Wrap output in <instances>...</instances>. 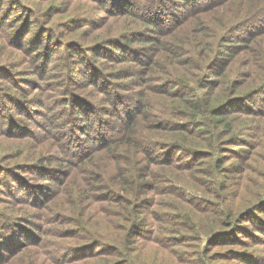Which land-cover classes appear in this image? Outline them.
<instances>
[{
    "label": "rangeland",
    "instance_id": "rangeland-1",
    "mask_svg": "<svg viewBox=\"0 0 264 264\" xmlns=\"http://www.w3.org/2000/svg\"><path fill=\"white\" fill-rule=\"evenodd\" d=\"M209 1L213 0L188 2L199 7ZM47 3L3 0L0 8V63L3 65L0 102L17 109L15 99L32 97L31 104L24 103L20 110L11 112L12 119L0 113V125L8 128L9 133L24 131L26 142L21 145L22 150L6 156L5 153L21 148L14 137L1 133L0 129V234L8 232V228L9 233L10 228L34 231L28 237V242H32L20 251V234L18 240H14L16 235H7L15 245L3 242L7 248L0 252V264H264V116L260 115L264 113V87L259 95L253 96L252 102L239 101L228 106L237 109L230 116L231 122L237 130L244 131L238 144L230 146L228 130L204 114L199 118L202 123L199 129L190 125L192 130L183 133L199 148L198 165L182 149L158 145L150 151L145 149L143 156L135 152L127 156L121 169L129 178L127 182L120 181L117 175L112 177L110 169L102 182L87 175L92 183L89 191L73 194L84 183L82 153L100 143L106 132L107 137L119 133L123 139L130 133L125 127L118 128L119 116L125 117L126 111L134 114L137 105L142 108L149 103L153 111L149 107L144 109L146 116H142V122L147 127L144 136L166 142L176 139L178 134L158 130L159 120L182 124L184 118L178 116V109L171 107L166 94L149 90L151 96H156L143 101L134 94L137 86L133 73L137 64L109 61L113 55H133L136 52L133 49L145 46L147 39L139 37L151 32L144 29L146 24L120 12L96 10L89 15L96 18L82 29L68 30L56 15L57 6L51 11ZM263 3L264 0H236L227 8L221 6L207 23L209 29L218 28L219 20L235 11L246 10V18L259 11L262 6L254 8ZM178 5L181 3L166 2L163 15L169 9H178L181 12L176 18L182 16V21L185 5L176 8ZM28 13L34 16L31 22L35 25L27 34L29 22H23V18L30 17ZM259 17L257 21L241 19L235 24V32L228 34L230 38L225 43H239L242 48L235 57L236 71L244 69L245 51L249 53L253 45L248 39L264 24L260 22L264 8ZM168 18L169 15L160 18L155 25ZM4 23L15 26L5 28ZM168 26L170 30L176 28L171 22L162 23L160 28ZM174 29L172 32L177 30ZM187 30L183 25V31ZM15 32L18 42L26 36L21 44L31 46L29 51L18 49L16 52L15 46H7ZM123 33L128 46L121 42ZM73 38L82 47L72 44ZM134 39L143 41L133 42ZM101 43L105 45L87 50ZM37 44L39 47L35 48ZM95 52L103 55L98 57ZM149 56H154L152 51ZM254 59L257 62L258 56ZM36 60L45 63L36 66ZM154 62L156 72L164 76L162 80L170 77L180 82L189 78L191 71L181 70L179 64H164L157 56ZM92 65H98L99 71ZM119 67L123 69L116 73ZM4 75L19 78L21 85L27 87L26 93L16 90L14 83L4 80ZM86 78L92 83L88 85ZM145 81L153 83L156 89L169 90L160 81ZM191 86L193 94L208 91L198 89L193 82ZM9 92L13 96L7 99L5 95ZM40 101L43 102L38 105ZM188 101L191 100L188 98ZM246 107L258 113L247 115L239 110ZM33 111H37L35 116H31ZM235 113L240 116L238 119L233 118ZM143 157L154 160H149L151 164L146 166L149 169L145 174ZM86 159L96 166L105 164L99 156ZM163 159L165 162L158 161ZM66 160L70 163L61 165L68 168L60 167L59 161ZM98 172L99 169L93 171L94 175ZM111 186L124 196L120 205L104 200ZM111 194L114 196V192ZM230 209L236 211L230 214ZM75 218L83 219L84 225L78 227L71 223ZM101 218H104L102 222ZM217 228L225 230L213 238L210 231ZM78 235L99 240L88 242L85 249L74 250L72 247L83 243ZM113 236L123 238L119 248L109 244ZM66 248H70L69 253L61 255ZM89 252L97 256L84 258L83 254Z\"/></svg>",
    "mask_w": 264,
    "mask_h": 264
},
{
    "label": "trees",
    "instance_id": "trees-1",
    "mask_svg": "<svg viewBox=\"0 0 264 264\" xmlns=\"http://www.w3.org/2000/svg\"><path fill=\"white\" fill-rule=\"evenodd\" d=\"M44 1L48 2L47 7H49L51 11L57 6L58 9L56 11V15L59 16V19H61L66 29L68 30L82 29L83 26L87 25L90 20H94V18H96L89 16L96 10H100L101 12H120L125 15L133 16L141 20L144 24H146L144 29H150L151 32L148 33V35L139 37L147 39L144 42L146 45H142L138 50L133 49L134 51L139 52V54H136V52H134L133 55H126L125 53H122V55L119 56L113 55L109 58V61L115 63L127 61L132 62L133 64H137V70L133 73L135 75L134 77L136 78L135 84L137 86V89L134 90V94H136L141 101L150 98L151 93L149 90H152L154 94H166L171 107L173 109H178V116L184 118V123L182 124H172L167 121L161 122L159 120L157 126L158 130H165L166 132H175V134H178L176 139H173L171 142H166L160 141L158 138L147 139L144 136V130L147 128L142 122V116H146L145 114H143L144 109L149 107L150 111H153V107L151 106L150 108L149 103H147V105H143L142 108H140L141 105H137L134 114L133 112H130L131 110L126 111L127 115L130 116H119V122H121V124L118 125V128L125 127L126 130H131L130 133L127 132V134L129 133L128 136L123 139L121 138L123 136H118L119 133L107 137L108 132H106L103 135L100 143L93 146L89 152L82 153L83 157H85V161L83 160L82 162H80V165H82L81 167H83V171L85 174V178L82 179L84 183H82V186L74 190L73 194H80L84 190L85 192L89 191V188L92 183L86 178L87 175H89L90 179H97L98 182H102L103 175L105 177L108 176L107 172L110 169L112 177H114V175H117L120 181L127 182V179L129 178H127L124 172H122L121 170L123 164L128 158L127 156L131 154V152H135L136 154H140L141 156H143V152L145 151V149L148 148V150L150 151L158 145V147L160 148H167L171 150L182 149L195 162V165H198L199 163L196 160L199 153V148L194 145L193 142H190V139L183 136V133H189L192 130L191 126L193 125L196 127V129H199L202 126V123L200 122L199 118L204 114L210 115L212 121L214 120L217 124H222V126H224L226 130H228L229 135L227 139L230 142V146L238 144L237 140L240 138V136L243 135L244 131L237 130L231 122L232 117L230 116L233 112H236L237 109H235V107L228 106L239 101L252 102L253 96L259 95L260 91L264 87V24L248 39L249 42H253V45L249 49V53L248 51H245L246 58L243 63L244 69L240 72L236 71L235 67L237 65L235 66V57L242 50V48L240 47L239 43L225 42L228 41L230 38L228 34H233L235 32V24L238 23L241 19L245 18V15L247 14L246 10L235 11L234 13H232V15L225 16L223 19L219 20V27L213 30H210V27L207 24L212 19V17L217 14V10H219L221 6H223V8H227L231 6L234 2H236V0H213L199 5V7L193 6L194 2H188L190 0ZM2 2L3 0L0 1V8ZM166 2L173 5L176 4V2L181 3V5L176 6V8L185 5V11L182 14L185 15V19L187 17L189 19L187 21H184L185 19L181 21L182 16L177 19L176 16L181 12L178 9H169L167 11L168 14L163 15L165 13V11H163V7L165 6ZM260 6H262V8L259 11L255 12L250 16H247L245 19L257 21L260 18V13L263 11L264 3L254 8L257 9ZM149 10L153 13H150ZM28 14L30 15V17L25 16L23 18V22H29L27 34L31 30V26L35 25L34 22H31L34 19V16L31 13ZM81 14H84L85 17H81ZM202 14L205 15L202 16ZM166 15H169L168 20L169 22H171V24H176V28H174L177 30L173 28L175 31L172 32L173 29L170 30L169 26L165 28H160L162 23L164 25L169 24L168 20H161V22L155 25V23L160 21V18ZM206 16L207 19H205ZM260 22L264 23V18ZM4 25L5 28H12L13 26H15V24L13 23H4ZM183 25L187 26L189 30L183 31ZM124 35H126V33H123L121 35V42L124 45L128 46V42L122 38V36ZM18 37V34L15 32L13 40L11 37V42H9L7 46H15L17 48L16 52H18V49L24 50L25 52L29 51V47L31 46H24L21 44L24 36L21 37L19 42L17 41ZM24 38H26V36ZM49 39L51 40V37H49ZM73 40L74 41L72 42V44L82 47V45L77 43L78 41L76 40V38H73ZM57 41L59 42L60 40L57 39ZM136 41L143 40H133V42ZM103 45H105V43H101L100 45H91L90 47H88L87 50L92 51L94 47ZM46 46H49V42L46 44ZM38 47L39 45L37 44L35 48ZM66 47H68V45ZM149 51H152L154 56L150 57ZM225 54L230 56L225 57ZM95 55L99 57L103 55V53L97 52ZM155 56L159 57L164 64H170L169 62H173L179 64L181 70H190L191 72H189V78H185L180 82H177L170 77H167L166 79L162 80L164 76L161 77L160 71L156 72L155 69L157 65V63L154 62ZM254 56H258L257 62L254 61ZM0 57L2 56L0 55ZM96 61L97 59L94 62ZM199 62L201 63L199 64ZM35 63L36 66H39L45 62H40L36 60ZM91 67L94 68L95 71H99L98 65H92ZM1 69H3V65H1L0 63V70ZM121 69H123V67L115 69V72L121 73ZM162 70L165 71V74L168 73L164 68ZM100 74L105 73L101 72ZM3 78L9 83H14V88L20 93H26L27 87L21 85L22 82L19 81V78L9 75H4ZM146 79L148 82L160 81L161 83L165 84V88H169V90L164 91L161 89H156L153 83H146ZM192 82L195 84V87H198V89L203 90L204 88H206L208 89V91H206V93L204 91H201L200 94L198 92L196 94H193L194 87L191 86ZM86 83L89 85L92 82L90 79L86 78ZM134 94H131L130 96L136 97V95ZM154 94L151 96V99L156 96ZM12 96L13 93L9 92L6 93L5 98L10 99L12 98ZM188 98L191 101H188ZM31 99V96L28 97V99H25L24 97L22 99H15L18 105L17 109L8 107L4 103L0 102V113H5L7 117H9V119H12L11 112L15 110H20V108L25 106L24 103L31 104ZM42 102L43 101H40L38 105H40ZM232 108H234L235 110H233ZM239 110H242L241 112H245V114L247 115L258 113L257 110L251 107H246L245 110H243V108ZM36 112L37 111H33L31 116H35L34 113ZM260 115L264 116V113H260ZM153 117H156V114H154ZM239 117L240 116L236 113L233 116V118L235 119H238ZM0 129L1 133H9L8 128L4 127V125L3 127L2 125H0ZM9 135L16 139V142L18 144L17 146L19 148H21L22 144H26L25 140H23L24 131H12L9 133ZM20 150H22V148L15 150L13 153H5V155L9 156V154H16ZM97 156H99L105 164L102 163L99 166H96L93 165L92 161L86 159V157L92 158ZM143 160L144 165L142 167L145 171V174L146 171H148L149 169L146 166H149V164H151V161L149 160H154L152 157H143ZM74 161H77V159ZM86 161H88L90 165H88ZM158 161L165 162L164 159ZM180 161H182V159H180ZM62 162L69 164L70 161H59V166L67 169L68 167L66 165H61ZM95 169H99L97 175H94L93 173V171L95 172ZM72 173H74V171H72ZM66 174H68L67 171ZM93 175L97 178H94ZM139 176L140 175H136V177ZM111 192H114V196L111 194ZM108 193L109 194L105 195L104 200H111L119 205L122 203L124 196L123 194H121V191L119 189L114 190L113 186H111ZM231 209L229 213L233 214V212L236 210ZM103 219L104 218H101V222L103 221ZM130 219L132 221H135L134 217H131ZM71 223L78 227H81L84 225V220L75 218L73 221H71ZM32 224L33 223H31V226H33ZM225 226H228V224H225ZM5 227L7 228L8 226L5 225ZM10 229L12 232L9 233L8 228V232L5 231V233L0 234V252L3 251L4 248H7V244L14 243L15 245L14 241L9 242V239L6 238L7 235H9L10 237L16 235L14 240H18L20 234L21 241H18V243H20V248L18 249L19 251L21 249H25L26 245L32 242H28V237H32V235H34V231L32 230V228H30L29 231L25 232H22L21 230H17V232L14 231L13 228ZM224 230L225 228L213 229L212 231H210L209 235L213 236L214 238L217 237L219 234H222ZM77 238L83 243L76 245V247H72L74 248V250H77L78 247H82L85 249L87 248L88 242L93 240H99L90 235H78ZM111 238L112 239L109 241V244L112 247L119 248V246H121V242H123V238L118 236H113ZM3 242L7 244L4 245ZM68 249L70 248L64 249L65 251L63 250V253L60 254L63 255L64 253H69ZM16 251L12 254V256L17 253ZM96 254H98V252ZM94 256L97 255H94L93 252L83 254L84 258H93Z\"/></svg>",
    "mask_w": 264,
    "mask_h": 264
}]
</instances>
